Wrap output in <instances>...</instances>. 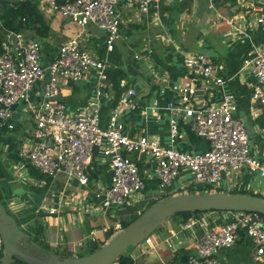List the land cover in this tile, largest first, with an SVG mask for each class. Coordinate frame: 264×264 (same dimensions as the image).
<instances>
[{"label": "crops", "instance_id": "1", "mask_svg": "<svg viewBox=\"0 0 264 264\" xmlns=\"http://www.w3.org/2000/svg\"><path fill=\"white\" fill-rule=\"evenodd\" d=\"M29 1L37 6L50 26V33L43 39L30 31H20L41 41L42 62H50L58 47L75 35H78L81 48L106 62L107 77L99 97L101 127H106L110 116L116 113L124 124V133L129 137L145 135L161 145L187 152H203L208 148V141L193 131L190 119L182 110L174 112L168 109V105L206 108L216 105L228 91L235 99L234 116L245 124L252 155L264 162V105L251 97L256 81L245 65L255 48L264 47V27L257 25L254 16L249 13V4L255 0H160L150 4L146 13L122 2L118 5L120 34L112 50L106 47L102 29L91 24L80 28L58 13L41 10L36 0ZM194 52L204 53L213 60L217 75L226 81L224 85L210 83L188 72L183 58ZM153 71H157L158 75L154 76ZM187 79L194 82L195 93L188 102L182 103L172 86ZM96 86L97 79L92 70L79 81L61 83L58 99L65 103L69 111L76 112L94 97ZM130 89L135 91L134 95L129 94ZM14 115V129L0 135V157L6 172L0 186L2 192L8 194L6 201L10 210L17 212L33 206L36 208L49 247L76 253L89 240L104 241L105 228L114 229L115 225L130 219L151 200L171 195L189 182L188 173L182 171L163 193L158 187L152 159L123 149V155L138 165L144 179L141 202L92 210L89 202H98L94 194L109 187L113 180L107 159L99 149L94 152L87 184H80L63 173L45 175L33 168L27 159L32 140V130L29 131L27 124L33 127L32 123L18 111ZM173 117L177 125L174 141L170 136V119ZM59 174L65 178L61 179ZM239 185L247 192L264 196V181L257 173L248 170L223 177L218 186L229 190ZM213 216L215 219L218 215L206 214L209 226L220 223V220L211 222ZM180 225L177 220L170 219L163 226L165 232L153 233L154 238L172 244V249L157 243L155 250L146 256L144 254L137 264H167L168 259L174 258L181 248L193 253L196 239L209 226H195L189 231H181ZM138 255L134 261L140 257ZM218 257L224 264H264L255 259L251 241L242 236L232 246L222 250Z\"/></svg>", "mask_w": 264, "mask_h": 264}, {"label": "built area", "instance_id": "2", "mask_svg": "<svg viewBox=\"0 0 264 264\" xmlns=\"http://www.w3.org/2000/svg\"><path fill=\"white\" fill-rule=\"evenodd\" d=\"M160 0H36L41 10L48 9L69 19L80 28L88 24L105 32V43L112 50L119 38L121 17L118 5L122 2L146 13L149 5ZM249 4L250 14L257 25L264 27V0ZM105 61L93 56L78 44V35L62 43L50 62H42V43L27 37L23 32L7 30L0 51V128L14 129L15 112H22L32 123V140L27 151L30 165L41 173L54 176L63 173L87 184L94 152L99 149L107 159L108 171L112 175L109 187L94 194L97 203L89 208L107 210L142 200L145 182L138 165L128 156L125 149L149 156L155 164L160 190H166L182 172L189 175V183L211 185L223 177L248 170L257 173L264 181V162L255 158L249 146V138L242 120L234 116V95L225 92L222 99L206 108L168 105V109L182 110L190 119L193 131L208 141L203 152L182 151L174 146H165L150 140L145 135L129 137L124 133V124L118 114L110 116L106 127L99 124V97L107 75ZM183 64L189 73L210 83L224 85L225 79L218 76L213 60L204 53L186 54ZM255 78L251 97L264 105V47H257L245 64ZM94 71L97 79L95 95L86 106L76 112L68 110L58 99L60 85L64 81H79ZM154 76L157 71L152 72ZM173 91L182 103L188 102L195 93L190 79L173 85ZM129 94L134 95L133 89ZM177 134L176 120L170 119V136L174 141ZM264 138V133H263ZM134 200V202H130ZM91 206V207H90ZM52 211V210H51ZM218 212V213H217ZM217 213L209 226L206 214ZM225 213V214H221ZM201 217H191L180 225L181 231L195 226H209L194 243L193 254L188 264H224L219 253L232 246L241 236L248 238L254 248L255 259L264 262V217L248 211H206ZM222 220V222H221ZM122 228L117 224L114 230ZM108 229H104L107 231ZM140 253H147L157 243L165 240L146 237ZM132 259L135 257L130 254ZM115 264V263H114Z\"/></svg>", "mask_w": 264, "mask_h": 264}, {"label": "water", "instance_id": "3", "mask_svg": "<svg viewBox=\"0 0 264 264\" xmlns=\"http://www.w3.org/2000/svg\"><path fill=\"white\" fill-rule=\"evenodd\" d=\"M208 2V0H205ZM248 211L264 216V196L250 193L186 192L163 196L125 227L114 231L96 250L82 256H60L28 240L14 217L0 202L1 264L13 257L27 264H114L130 245H139L172 215L193 211Z\"/></svg>", "mask_w": 264, "mask_h": 264}, {"label": "trees", "instance_id": "4", "mask_svg": "<svg viewBox=\"0 0 264 264\" xmlns=\"http://www.w3.org/2000/svg\"><path fill=\"white\" fill-rule=\"evenodd\" d=\"M7 30L26 31V32L30 31L37 38L43 39L50 33V26L45 20L43 14L38 10L37 6L34 5L32 2H30L29 0H18L15 3H10L9 1L6 0H0V51H1L2 36ZM6 130H7L6 128H0V135L4 133ZM0 143H1V139H0ZM4 178H6V172L0 157V182ZM188 187H190V191L188 192H196V191L209 192L208 189L194 190L193 184L188 185ZM236 192L254 194L251 192H247L246 190L233 191L230 193H236ZM168 195L169 194H165L164 196H168ZM255 195L261 196L260 194H255ZM7 196L8 194L2 192V186H0V202L7 209L8 213L14 217L17 225L20 228H22L26 234H28V240L35 245H38L42 248L49 250V245L44 241L45 240L43 233L44 226L41 223V221L38 220V214L36 212V208L33 206L31 208L17 212L10 211L6 201L8 198ZM158 199L151 200L145 207H142L140 211L135 215H133L130 219L122 221L121 227L122 228L125 227L128 223H130L132 220L138 217L147 207H149L152 203H154ZM203 212L193 211V212L176 213L172 215L170 219L177 220L178 223L182 224L185 221H187L189 218L198 216ZM114 231L115 230L112 228L107 230L104 241L99 242V241L89 240L86 247V254L98 249ZM159 232H165L163 226L157 228L153 233L158 234ZM170 249H172V247H170ZM192 254L193 253H190L188 250L181 248L174 254V258H171L170 260L168 259L167 264H174V262L176 264H188V257ZM1 257H2V243L0 240V264H1ZM10 263L27 264L21 259H18L16 257H13ZM133 263L134 260L129 255H127V253L121 255L115 261V264H133Z\"/></svg>", "mask_w": 264, "mask_h": 264}, {"label": "rangeland", "instance_id": "5", "mask_svg": "<svg viewBox=\"0 0 264 264\" xmlns=\"http://www.w3.org/2000/svg\"><path fill=\"white\" fill-rule=\"evenodd\" d=\"M8 1H12V0H8ZM14 1V0H13ZM193 16V15H192ZM140 29H142L141 27H140ZM117 41V40H116ZM116 41H115V43H116ZM18 113H20L22 116H24L25 118H26V116L22 113V112H18ZM14 118H15V115H14ZM16 119V118H15ZM27 128L29 129V131H31L32 130V127H31V125L30 124H27ZM236 173V172H235ZM235 173H233V174H235ZM58 177H61V179H64L65 177H63V175L62 174H59L58 175ZM231 177V176H230ZM221 180V179H220ZM219 180V181H220ZM219 181H218V183H215V184H211V185H199V186H196V185H194L193 184V187L194 186H196V187H194V190H200V189H208L209 190V192H224V191H229V192H233V191H245L246 189L244 188V187H242L241 185H239V186H232L231 188H229V190L228 189H226L225 187V190H223V187H221V188H219ZM188 185H190V183L189 182H187V183H185V185H183L179 190H177V191H175V192H173L172 194H179V193H186V192H188V191H190V187H188ZM232 185V184H231ZM160 191H162L163 193H166V191L164 192V190H160ZM196 192H198V191H196ZM130 202H134V200H131ZM84 205H87V204H84ZM89 206V205H88ZM91 207V206H90ZM124 208V207H123ZM86 209V208H85ZM90 209H92V210H95L94 208H90ZM102 209H99V211H101ZM10 211H12V210H10ZM218 213V212H217ZM170 220V219H169ZM99 229V228H98ZM153 234V233H152ZM155 234H157V233H155ZM45 241V240H44ZM46 242V241H45ZM47 243V242H46ZM48 244V243H47ZM161 244H164V246H166L168 249H169V247L167 246V244H165V243H161ZM139 245H145V242H141ZM86 247H87V244H86V246L84 247V248H82V249H79L76 253H71V252H69V251H66V250H59V249H57V248H54V247H49V250L51 251V252H53V253H55V254H58V255H60V256H68V257H75V256H82V255H84V254H86ZM151 249H154L155 250V247L154 248H151ZM182 249H184V248H182ZM150 251H152V250H150ZM148 252L147 254H145V253H142V254H140V246H137V245H130L128 248H127V251H126V253H127V255H129L130 256V254H132L134 257L137 255V254H139L138 255V259L137 260H135L134 261V263L133 264H137V262L138 261H140L141 259L140 258H142L143 257V255L144 256H146V255H148V254H150L151 252ZM162 260L166 263V260H165V258H162Z\"/></svg>", "mask_w": 264, "mask_h": 264}]
</instances>
